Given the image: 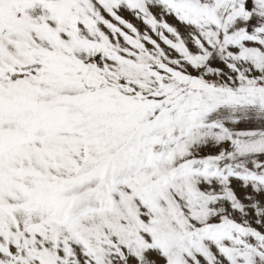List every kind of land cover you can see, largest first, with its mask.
Segmentation results:
<instances>
[{
	"label": "snow or ice",
	"instance_id": "snow-or-ice-1",
	"mask_svg": "<svg viewBox=\"0 0 264 264\" xmlns=\"http://www.w3.org/2000/svg\"><path fill=\"white\" fill-rule=\"evenodd\" d=\"M0 264H264V0H0Z\"/></svg>",
	"mask_w": 264,
	"mask_h": 264
}]
</instances>
